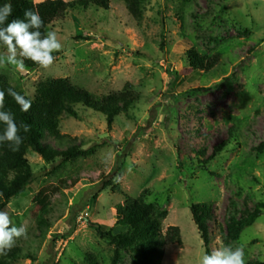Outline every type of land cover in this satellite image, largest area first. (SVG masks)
Here are the masks:
<instances>
[{"label": "rangeland", "instance_id": "rangeland-1", "mask_svg": "<svg viewBox=\"0 0 264 264\" xmlns=\"http://www.w3.org/2000/svg\"><path fill=\"white\" fill-rule=\"evenodd\" d=\"M107 1L108 10H71L47 27L45 34L56 32L62 45L49 67H0V75L31 98L36 85L59 79L96 96L130 87L137 97L110 129L104 116L81 106L74 107L76 119L62 114L60 137L45 132L41 143L57 152L80 149L71 161L59 156L47 163L27 151L36 183L2 209L27 235L9 250L16 258L0 259L112 264L115 247L96 227L125 233L116 224L117 206L143 196L148 210L164 216L163 234L179 231V240L151 264H200L224 245L242 248L245 264H264V209L237 239L226 235L231 216L243 219L264 203V0H144L140 22L122 0ZM73 18L89 40L75 39ZM189 50L218 54L219 64L194 74ZM0 54L6 55L1 46ZM76 177L81 180L73 188L60 186ZM45 188L58 191L41 212L34 199ZM205 203H212L208 251L191 215L192 205ZM117 264L149 263L134 246Z\"/></svg>", "mask_w": 264, "mask_h": 264}, {"label": "trees", "instance_id": "trees-1", "mask_svg": "<svg viewBox=\"0 0 264 264\" xmlns=\"http://www.w3.org/2000/svg\"><path fill=\"white\" fill-rule=\"evenodd\" d=\"M122 1L130 16L136 22H140L142 20L141 6L144 0ZM9 2L13 7V15L9 17V22L14 19H23L26 10L36 11L44 21V26L40 29L42 34H45L47 27L54 20L69 11L71 12V10L87 9L90 6L108 10L107 0H79L75 3H64L61 0H56L36 5L30 0H0V6ZM73 21L75 39L81 41L89 40L87 37H83L80 31L79 20L73 18ZM54 55L56 56L55 53ZM187 59L192 72L199 74L212 71L219 64L220 56L217 54L213 57H206L199 55L194 50H189ZM37 67L39 66L31 60H25L24 68L34 69ZM9 87L13 88L9 80L5 76L0 75V88L7 89ZM21 93L24 94L23 92ZM136 100L137 97L130 91V87H126L117 94L96 96L86 90L76 88L68 79L41 82L36 85L33 104L26 113L20 110V107L10 96L6 95L5 108L14 113L18 126L26 123L30 125L31 130L25 133L21 129L20 135L23 137V143L19 146L18 150L13 151L7 143L0 145V210L6 207L10 201L21 197L30 190L31 185L36 183L34 173L26 159L28 150L40 155L47 163H52L59 156L63 158V161H71L82 154L78 148L57 152L43 146L41 143L45 132L56 138L60 137L58 120L62 114L66 113L68 116L76 119L78 118V113L74 110V107L81 106L85 110H90L104 116L107 127L110 129L115 119L120 114L127 113ZM3 128L4 125L0 124V132L3 131ZM221 148L222 146L218 147L210 159H213L220 152ZM80 180V177L69 181L64 180L60 182V186L63 189H71ZM57 191L58 189L56 188H45L35 197L34 201L39 205L41 212L46 210L50 199ZM211 207L212 203L191 206L193 222L207 251L209 245L208 222ZM262 209H264V203H258L253 212L243 219H236L234 216H231L226 224L228 239L232 241L237 239L244 229L251 227L258 220ZM163 217V215H156L144 206L143 196L136 199L126 198L123 205L117 206L116 224L126 227V232L114 235L111 231L102 232L96 227L98 236L103 240H107L115 247L112 264H117L121 259V253L134 246L135 254L141 256L144 261H147L149 264L159 262L163 248L179 240L177 228H170L165 234L162 233L161 221ZM45 224L46 221L40 218L39 225ZM17 255L14 251H7L6 254H3V257L16 258ZM0 264H7V262L4 259H0Z\"/></svg>", "mask_w": 264, "mask_h": 264}, {"label": "clouds", "instance_id": "clouds-1", "mask_svg": "<svg viewBox=\"0 0 264 264\" xmlns=\"http://www.w3.org/2000/svg\"><path fill=\"white\" fill-rule=\"evenodd\" d=\"M12 4L5 3L0 6V46L6 48V55L0 54V67L14 66L17 69L25 67V60H31L34 64L47 68L56 59L54 53L58 52L62 45L54 31L42 34L40 29L44 21L38 12L26 10L23 19H14ZM10 96L20 107L22 112H28L33 104V98L9 87L0 88V124L4 125L0 132V145L7 143L13 150H18L23 143L20 135L21 129L27 133L30 125H19L13 112L5 108V96ZM27 229L24 224L17 226L6 210H0V255L11 250L18 239L26 237ZM200 264H245L244 250L232 245H224L211 252L205 253Z\"/></svg>", "mask_w": 264, "mask_h": 264}]
</instances>
